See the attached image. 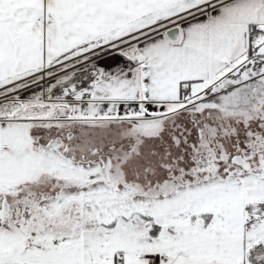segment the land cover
<instances>
[{"label": "snow or ice", "instance_id": "6c2138e0", "mask_svg": "<svg viewBox=\"0 0 264 264\" xmlns=\"http://www.w3.org/2000/svg\"><path fill=\"white\" fill-rule=\"evenodd\" d=\"M0 264H264V0H0Z\"/></svg>", "mask_w": 264, "mask_h": 264}]
</instances>
